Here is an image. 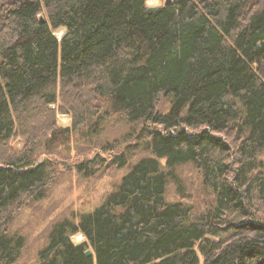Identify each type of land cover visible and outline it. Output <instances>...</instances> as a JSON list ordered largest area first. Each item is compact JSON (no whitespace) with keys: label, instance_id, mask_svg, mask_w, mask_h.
<instances>
[{"label":"trees","instance_id":"trees-1","mask_svg":"<svg viewBox=\"0 0 264 264\" xmlns=\"http://www.w3.org/2000/svg\"><path fill=\"white\" fill-rule=\"evenodd\" d=\"M111 115L138 124L128 135L152 156L78 223L55 225L39 264H264V0H0V264L19 255L7 225L53 178V151ZM122 142L110 165L127 161ZM187 162L214 196L194 216L165 196Z\"/></svg>","mask_w":264,"mask_h":264},{"label":"rangeland","instance_id":"rangeland-1","mask_svg":"<svg viewBox=\"0 0 264 264\" xmlns=\"http://www.w3.org/2000/svg\"><path fill=\"white\" fill-rule=\"evenodd\" d=\"M163 1L145 0V3L156 6ZM58 29L53 31L56 37L60 36L56 33ZM60 116H65L66 119L61 120ZM56 123L63 127L68 126L69 115L57 113ZM137 127L138 124L128 123L117 115H111L97 134L81 138L76 135L67 145L53 151L57 164L54 167V176L43 194L37 199L24 201L8 222V235L13 238L21 237L23 240L19 255L12 264H39L40 252L49 245L55 225L65 220L78 223L80 215L92 212L103 203L136 161L152 156L151 151L141 145L142 140L139 141L140 144H135L134 136L128 135L129 131L134 128L137 130ZM114 140L121 142L113 150L102 148L111 145ZM123 140L133 144L127 161L121 166L110 165L114 154L125 147ZM20 144L17 139L11 141V145L16 148ZM96 153L103 160H98L99 164L94 167V172L86 174L77 170V161ZM258 158L262 161L264 170V149L258 154ZM60 160L66 161L70 166ZM158 161L163 169L169 170L165 166V158H158ZM165 196L169 201L183 196V200L190 204L193 216L204 211L214 197L212 191L202 184L201 173L189 162L176 165L168 175ZM74 234L80 236L79 241H75ZM69 238L74 244L85 241L79 231L71 234Z\"/></svg>","mask_w":264,"mask_h":264},{"label":"bare ground","instance_id":"bare-ground-1","mask_svg":"<svg viewBox=\"0 0 264 264\" xmlns=\"http://www.w3.org/2000/svg\"><path fill=\"white\" fill-rule=\"evenodd\" d=\"M153 1V0H152ZM148 4V3H147ZM58 35H60V36H58V38H60L62 35H63V33H64V27H59V29L57 30V32H56ZM62 34V35H61ZM57 38V37H56ZM57 38V39H58ZM60 119L61 120H65L66 118H65V116H60ZM75 235V234H74ZM74 239H75V241H79L80 240V236L79 235H75L74 236Z\"/></svg>","mask_w":264,"mask_h":264},{"label":"water","instance_id":"water-1","mask_svg":"<svg viewBox=\"0 0 264 264\" xmlns=\"http://www.w3.org/2000/svg\"><path fill=\"white\" fill-rule=\"evenodd\" d=\"M164 2H170V0H164ZM39 20L40 21H43V17L42 16H39ZM58 38V37H57ZM59 39V38H58ZM61 163L63 164H66L67 166H70L66 161L64 160H60ZM85 254L88 255V256H91L92 255V250L90 248H87L85 250Z\"/></svg>","mask_w":264,"mask_h":264}]
</instances>
